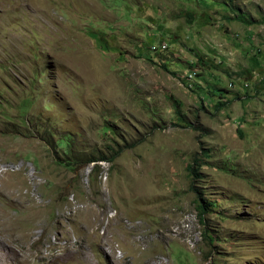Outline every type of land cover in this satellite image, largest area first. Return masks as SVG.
I'll list each match as a JSON object with an SVG mask.
<instances>
[{
    "label": "rangeland",
    "instance_id": "obj_1",
    "mask_svg": "<svg viewBox=\"0 0 264 264\" xmlns=\"http://www.w3.org/2000/svg\"><path fill=\"white\" fill-rule=\"evenodd\" d=\"M6 169L0 264H264V0H0Z\"/></svg>",
    "mask_w": 264,
    "mask_h": 264
},
{
    "label": "trees",
    "instance_id": "obj_2",
    "mask_svg": "<svg viewBox=\"0 0 264 264\" xmlns=\"http://www.w3.org/2000/svg\"><path fill=\"white\" fill-rule=\"evenodd\" d=\"M235 12V17L234 19L239 21V22H242L244 24H250L251 22L246 18V16L242 13H239L237 10L234 11ZM177 104L176 103V107H177ZM111 157L110 159H113L115 158L119 152L118 151H115L114 149L111 150ZM109 158H100V160H107L109 161L110 160ZM94 162V161H92ZM193 164L196 165V167L198 166L199 164V160L197 159H193ZM199 167V166H198ZM188 171H189V174H190V180H191V185H190V190L197 196V205H196V208L198 210V217H199V221L204 225V219H203V216L205 214V211L207 210V207L210 206L209 203L205 202L203 199L200 198V193L197 191V189L194 187V182L197 181L199 178H200V174L198 173V169L197 168H193L192 165H189L188 166ZM204 236H205V233H204Z\"/></svg>",
    "mask_w": 264,
    "mask_h": 264
},
{
    "label": "bare ground",
    "instance_id": "obj_3",
    "mask_svg": "<svg viewBox=\"0 0 264 264\" xmlns=\"http://www.w3.org/2000/svg\"><path fill=\"white\" fill-rule=\"evenodd\" d=\"M6 172H7V169L1 171L2 174L0 176H3ZM0 224H1L0 225V227H1L0 232L3 233V236L4 235H10L11 233H15L17 226H15L11 221H8L7 219L1 220ZM29 236H30V233L24 235L23 237H24V239H28ZM19 237H20V235H19Z\"/></svg>",
    "mask_w": 264,
    "mask_h": 264
}]
</instances>
